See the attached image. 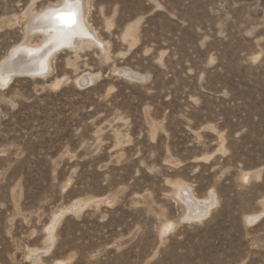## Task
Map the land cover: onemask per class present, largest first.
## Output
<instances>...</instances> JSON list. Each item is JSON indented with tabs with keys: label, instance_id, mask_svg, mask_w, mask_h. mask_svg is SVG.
Returning <instances> with one entry per match:
<instances>
[{
	"label": "rangeland",
	"instance_id": "374dc122",
	"mask_svg": "<svg viewBox=\"0 0 264 264\" xmlns=\"http://www.w3.org/2000/svg\"><path fill=\"white\" fill-rule=\"evenodd\" d=\"M61 1L0 0V65ZM83 6L0 75V264H264V0Z\"/></svg>",
	"mask_w": 264,
	"mask_h": 264
},
{
	"label": "bare ground",
	"instance_id": "6f19581e",
	"mask_svg": "<svg viewBox=\"0 0 264 264\" xmlns=\"http://www.w3.org/2000/svg\"><path fill=\"white\" fill-rule=\"evenodd\" d=\"M64 1L60 3L61 4L60 6L59 4L55 6H50V7L48 6L43 11H41V13L39 14H35V13L30 14L29 11L26 12L27 18L29 19V24L27 23L28 26L26 27V32H25L26 37H25L23 44H21L22 46H25V45L27 46L28 39L31 37L30 35L32 34L42 35L44 37V40L42 41L43 43L53 44L56 41L60 42L58 46L56 45V47L54 48L52 47L48 49L47 52L50 56L46 57V60L44 59L40 63V65H38V67H33V68L25 70V71H30V73L32 74L42 72L39 74L40 76L38 78H42L43 77L42 75L48 72V67H49L48 62H49V58L51 57L52 53L62 50L64 48H73V50L74 48L75 50L76 48L79 49L77 47V44L82 43L81 38L85 37L86 34H89L88 28L84 21L85 8L83 6V0H67V2H64ZM60 9L63 10L62 11L63 13H61ZM64 11L68 13L66 14L64 13ZM74 13H75V17H74L75 19L73 22L72 18H73ZM53 15H58L59 16L58 19L53 20ZM80 34L82 35L85 34V35L81 36ZM59 36L61 37L59 38ZM61 39H63L64 41H61ZM85 40L83 39V42H85ZM20 49H22L21 46L18 47L16 50H13L11 54L9 55V57H7L1 63L0 67L6 66L9 69L11 67V64L16 62V60L18 59V56L15 57L14 55ZM12 58H15V59L12 60ZM20 71H24V70H20ZM2 74L4 75V78H5L4 83L6 82L9 83L11 81L9 71L0 73L1 76ZM82 79H83V84L89 86V80H90L89 76H85ZM187 198H188L187 199V202H188L187 209L189 211L188 215L190 219L195 218V216H200V214L202 215V213H205L210 208L211 202L208 203L205 201L202 202V201L193 200L190 197H187Z\"/></svg>",
	"mask_w": 264,
	"mask_h": 264
},
{
	"label": "water",
	"instance_id": "95a60500",
	"mask_svg": "<svg viewBox=\"0 0 264 264\" xmlns=\"http://www.w3.org/2000/svg\"><path fill=\"white\" fill-rule=\"evenodd\" d=\"M61 13H63V12H61ZM58 17H59L58 15H53V20L54 19H58ZM74 17H75V15H73V18ZM14 59L15 58H12V60H14ZM5 71H9V74H10L11 79H13L14 77H32V78H38L40 76L39 74L42 73V72H38V73L32 74V73H30V71H20L18 68H15V67H12V68H9V69L6 66L0 67V73H4ZM4 84L7 85V82L4 83ZM86 86H88V85H86Z\"/></svg>",
	"mask_w": 264,
	"mask_h": 264
}]
</instances>
